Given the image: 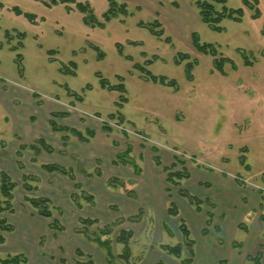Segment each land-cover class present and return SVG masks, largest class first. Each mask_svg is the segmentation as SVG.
Masks as SVG:
<instances>
[{
	"label": "rangeland",
	"instance_id": "rangeland-1",
	"mask_svg": "<svg viewBox=\"0 0 264 264\" xmlns=\"http://www.w3.org/2000/svg\"><path fill=\"white\" fill-rule=\"evenodd\" d=\"M77 1L90 3L99 18L109 8L108 0ZM116 1L126 4L132 15L125 22L116 19L101 29L86 26L72 3L48 8L45 4L51 0H0V84L26 90L32 109L25 110L26 101L16 100L19 95L15 90L12 104L7 110L0 109V172H6L16 183L14 213L0 214L14 226L0 245L1 259L23 255L27 263L21 264H28V259H32L31 264H40L39 260L48 264L90 260L107 264L104 250L83 235L80 220L86 218L99 221L88 229L91 233L98 227L114 225L108 238L117 257L123 251L116 242L117 235L121 230L133 231L131 264H141L152 248L177 245L173 221L179 223L180 231L184 212L180 213L176 201L188 203L198 213L204 210L207 216L215 204L206 199L207 189L201 188L197 194L190 191L201 181L195 175L181 185L202 201L201 211L169 185L164 168L171 170L174 165L173 171L183 168L190 175L195 170L222 174L232 186L242 187V193L253 190L262 199L264 215V0H259L258 17L243 0H228L226 6L242 8L244 16L240 22L224 20L223 32H215L201 21L193 0ZM216 7L222 9L221 4ZM13 8L35 15V23L17 15ZM155 19L165 30L162 39L138 25ZM194 33L232 61L225 65L224 73L216 70L213 56L195 48ZM167 37L170 42L165 41ZM93 46L105 53L101 60ZM120 47L124 55L119 54ZM184 55L188 58L183 60ZM189 61L197 62L191 81L185 71ZM70 62H75L76 68ZM135 65L144 66L155 76H165L168 83L175 80L177 87L150 80ZM98 75L111 86L123 83L126 92L102 88ZM121 96L126 101L122 102ZM53 113L67 114L54 118L55 122L82 132L87 141H80L70 131H53L49 125ZM34 128L37 137L26 143ZM87 130H93L95 136H89ZM39 140L54 152L44 149ZM128 146L131 152L120 158ZM156 157L162 166L156 165ZM45 165L73 170L74 179L71 173H50ZM115 174L132 185L125 191L107 190L105 182ZM24 175L34 178L28 180L32 187L29 192L24 188ZM150 185L155 192L149 191ZM203 185L208 186H198ZM151 195L156 211L154 202L160 201V195L164 204L158 211L166 207L170 216L171 202L179 210L178 216H170L177 218H171L172 228L164 225L165 237L172 239H165L169 242L158 243L156 213L152 207H141L150 202L147 198ZM26 196L50 199L53 219L62 230L51 229L53 219L39 216ZM123 199H129L138 211L134 213L131 205L126 208ZM128 208L134 215L125 218ZM213 220L214 215L211 224L207 220L204 230L208 233ZM43 254L46 259H41ZM119 262L124 264L117 258L115 264Z\"/></svg>",
	"mask_w": 264,
	"mask_h": 264
},
{
	"label": "trees",
	"instance_id": "trees-1",
	"mask_svg": "<svg viewBox=\"0 0 264 264\" xmlns=\"http://www.w3.org/2000/svg\"><path fill=\"white\" fill-rule=\"evenodd\" d=\"M196 8L198 9L199 17L201 21L208 25L213 31L215 32H223V28L221 27V24L224 20H231L235 22H240L244 16V10L242 8L238 9H231L226 6L228 0H204V1H197L193 0ZM58 3L61 4H74L77 8V10L82 14V20L83 23L86 26H89L91 28H105L109 23H111L113 20L123 18L124 20L127 19L129 16L132 15V13L128 10V7L126 4H120L116 0H108L109 8L108 10L99 18L96 16L92 6L88 2H80L77 0H51L50 3H46L45 5L48 8H52L53 6L57 5ZM217 4L222 5V9H217ZM243 4L250 9L255 10L256 16H259L258 11V5L259 0H243ZM0 8H3V4L0 3ZM17 15H23L26 17L31 23H35L36 16L31 13H25L21 11L18 8L12 9ZM139 27L142 29L148 30L152 35L155 37L162 39L165 30L162 28L161 22L158 19H155L152 22L146 23V22H139ZM6 35H9L8 31H6ZM21 36H24V34H20ZM193 38V44L195 48L204 55H211L214 57V65L217 71L224 73L225 65L227 63H232L227 58H224L223 56H220L218 53L217 48L210 43H202L200 41V38L197 33H194L192 35ZM166 42H170V38H165ZM93 49L97 51L99 54V59L101 60L105 53L101 51V49L98 46H93ZM50 54L53 53V51L49 52ZM119 54H123V50L120 47ZM125 58L130 59L129 57L125 56ZM188 58L187 56H182V59ZM246 58V57H245ZM150 63V62H149ZM180 63V62H177ZM196 61H189L187 62L185 66L186 76L188 80H192V71L196 65ZM70 65L73 68H76L75 62H70ZM137 69H139L143 74H145L150 80L154 82H159L168 86L177 87V83L175 80H171L169 83L167 82V79L165 76H155L152 73H150L144 66L142 65H135ZM65 67H62V72L66 73V70H63ZM100 78V84L101 87L104 89L119 91L121 93L126 92V88L123 83H121L118 86H111L108 80L103 78L101 75H98ZM81 101L82 98H79ZM120 100L126 101V98L124 96L120 97ZM119 105H122V103H119ZM67 114H60V113H53L51 115V120L49 121V125L53 131H70L74 136H76L80 141H87V138L83 135L82 132L75 130V129H69L67 127H60L54 120V118L59 116H65ZM114 116H111L113 118ZM118 117L120 118V122L123 123L124 117L119 113ZM104 129L107 131H110V128L108 126H105ZM87 134L91 137L95 136V132L93 130H87ZM38 143L42 144L43 148L46 149L49 152H54L53 148H50L46 145L44 140H39ZM32 150H37L36 146H30L29 147ZM23 149V148H22ZM132 148L131 146H128L127 150L120 154L119 157L124 159L130 152ZM156 165L162 166L161 161L158 157H156ZM45 169L50 172H59L61 174H69L72 176V179H74V175L72 173L73 170H66L65 168L58 166V165H45ZM176 169V165L172 167V169L164 168V171L167 173L166 182L169 185H172L179 189V193L182 195L183 198H186L192 205L195 206V208L198 211H201V205L202 201L197 199L194 195L186 191L181 183L183 180H187L191 177L190 173L184 170L183 168L178 171H173ZM82 173L86 175V173L82 170ZM90 175V174H87ZM98 175H100L98 173ZM24 188L26 191H31L32 187L28 184V180L34 179L32 176L24 175ZM129 183V182H128ZM127 182L121 181L117 178L113 180H109L107 182L108 187L111 190H121L125 191V187L128 185ZM132 185L129 184L128 187ZM16 188V183L12 180V178L4 171L0 172V214L8 212V213H14V207H13V192ZM131 192L133 190H130ZM130 195L133 197L135 196V192H132ZM89 199L93 200V196H89ZM264 200V197H263ZM26 201L36 210L37 214L43 218L47 219H53V213H52V201L48 198H30L26 196ZM54 209V208H53ZM58 209V208H56ZM60 211V209H59ZM60 213V212H59ZM168 214L170 216H178L179 210L175 206L173 202L170 203V207L168 208ZM213 214L208 213V224L212 223ZM262 222L264 224V215L261 216ZM84 230L83 235L88 240H91L92 243L96 244L99 248L104 250L106 255V261L107 264H115L116 259L118 258L120 261H122L124 264H131V257H132V250L130 242L134 237V233L131 230H121L119 234L116 237V242L123 246V251L118 257L114 253V248L112 245L110 237L112 235V231L114 228V225H107L105 227H98L95 229L92 233L88 230L90 227H93L94 225L99 224L98 220L86 218L80 220ZM51 229L54 230H62V227L59 226V222L56 219H53L51 226ZM241 228H245L244 225L241 226ZM167 233L172 236L171 231L168 229V227H165ZM14 231V226L10 224L6 218H0V245H3L6 241L5 234L12 233ZM180 231L183 235V244H177V245H170V244H164L161 245V249L166 252L168 255L178 259L181 261V264H195L194 262V256H195V241L192 237L191 231L189 230L186 222L184 220H181L180 224ZM203 234H208V230H204ZM264 237V233H263ZM237 247V246H236ZM78 255L80 257L83 256V253L79 250L77 251ZM249 261H252L254 264H264V255L259 253L255 257H249ZM21 263H27V258L23 255H15V256H8L5 259L0 258V264H21ZM78 264H94L92 260L89 262H83L78 261ZM117 264H122L121 262ZM163 264V263H159ZM218 264H228V261L223 259L218 262Z\"/></svg>",
	"mask_w": 264,
	"mask_h": 264
},
{
	"label": "crops",
	"instance_id": "crops-1",
	"mask_svg": "<svg viewBox=\"0 0 264 264\" xmlns=\"http://www.w3.org/2000/svg\"><path fill=\"white\" fill-rule=\"evenodd\" d=\"M14 90L18 92L19 95L16 100L26 101L24 103V108L25 110L27 109L30 112L32 109L28 105V101L31 100L29 98L30 95L28 94V92L26 90H22L21 88H19V86L15 87L5 84H0V109L7 110V108L12 104V93ZM30 103L31 102H29V104ZM10 114L12 115L13 119L16 118L15 115H13L12 113ZM30 116L32 117V115ZM30 116L28 117L30 118ZM13 119L11 121H13ZM33 131L34 135L30 138L29 141L26 140V143H29L31 139L33 141L34 138L37 137L35 128ZM208 173L209 174L207 175L206 173L198 170H195V172L191 173L192 179L195 175L201 180L198 181L199 184H208V186L203 185V187H200L198 186L199 184H195L196 186H193L192 189L190 187V191L194 194L202 191L201 188L207 189L209 197L206 199L215 204V209L212 210V214L214 215L213 225L212 227L208 228L209 233L207 235H203L202 233L206 228L208 220L207 212L203 210L198 213L188 203L180 202V200L176 201L181 211L180 213L182 214L184 212L182 214L183 218L186 221L195 241L194 262L195 264H218L220 260L225 259L228 261V264H249V256H254L259 254L260 252H264V248L263 250L261 249V247H264V224L261 219L263 211H261L260 209L262 205V199L253 190L242 193V187H239L238 185H234L235 187L232 186L228 182L227 177L222 174H216L213 172ZM115 178L127 183L129 182V180H123L119 175L115 174L105 182L107 190L115 191L111 190L107 185V182L109 180H113ZM124 189L127 190L128 185ZM154 189V186L149 187V191H153ZM153 192H155V190ZM153 196L154 195H151L152 198L149 196L150 198L148 197L147 200H149L150 202L142 204L141 207H152L153 211L156 213L155 224L157 227V238L160 239L158 243L160 244L165 243V239L169 241L172 240L168 239L167 236L165 237L166 233L164 232V225L167 224L170 226L171 218H177L168 216L166 214V207L164 211L162 209L158 211V209L162 208V205L164 204V196L162 195L159 196L160 201L154 202L157 208L156 211V209L152 205L154 199ZM200 197L202 198V196ZM121 201L125 204L126 208L127 205H131L129 199H123ZM138 209L139 207H134L133 212L136 213ZM127 210L129 211V208ZM127 210L123 215L125 218L134 215V213H132V210L129 211L130 214H128ZM173 222L174 227L172 231L174 234V238H177L179 242L178 244H183V236L179 231V223L177 222L176 224L175 220ZM242 225H244L245 228H241ZM170 227L172 228V226ZM219 241H222V244H220ZM236 245L238 246L236 247ZM41 257V259H46L44 254L43 256L41 255ZM31 260L32 259H28V264H31ZM34 261H36V259ZM39 262L40 264H48L46 260H39ZM159 263L181 264L178 259L168 255L162 249L158 248H152L148 253L145 254L144 259L141 262V264Z\"/></svg>",
	"mask_w": 264,
	"mask_h": 264
}]
</instances>
